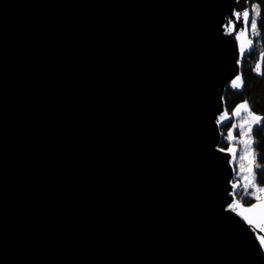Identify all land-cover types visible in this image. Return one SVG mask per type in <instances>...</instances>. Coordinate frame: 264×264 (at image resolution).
<instances>
[{
  "label": "water",
  "instance_id": "1",
  "mask_svg": "<svg viewBox=\"0 0 264 264\" xmlns=\"http://www.w3.org/2000/svg\"><path fill=\"white\" fill-rule=\"evenodd\" d=\"M250 21V0H0V264H264L219 147Z\"/></svg>",
  "mask_w": 264,
  "mask_h": 264
},
{
  "label": "trees",
  "instance_id": "2",
  "mask_svg": "<svg viewBox=\"0 0 264 264\" xmlns=\"http://www.w3.org/2000/svg\"><path fill=\"white\" fill-rule=\"evenodd\" d=\"M251 6L256 5L259 8V16H257L256 30L252 34L255 43V49L251 56L244 60L242 65V77L244 89L242 93H233L227 91L224 99L226 110L232 113V109L240 102H247L249 109L260 115L262 120L260 124L252 131V146L255 154L253 168V183L256 189L264 188V0H250ZM262 53L261 74L254 72L257 61V55ZM221 147H225L222 143ZM238 200L243 205H249L257 199L253 193L242 190L237 194Z\"/></svg>",
  "mask_w": 264,
  "mask_h": 264
},
{
  "label": "rangeland",
  "instance_id": "3",
  "mask_svg": "<svg viewBox=\"0 0 264 264\" xmlns=\"http://www.w3.org/2000/svg\"><path fill=\"white\" fill-rule=\"evenodd\" d=\"M252 6H251V1H250L251 18L253 15H255V13L252 11ZM248 31H249V36L252 39V34L254 31L251 27V21H250ZM254 49H255V46H254ZM262 56H263L262 53H259L257 55L258 59L256 61L255 67H254V72L256 74H261ZM257 65L260 66L259 71H257ZM242 104H246L247 108L246 109H240V111L237 113V111H236L237 108H239V106ZM230 114L232 115V121H231V123H229L228 125H226L225 127H223L221 129L222 138L220 140L219 147L223 148V147H221L222 143L225 145V147L223 149H226L230 146H235V145L238 146V156H237V159H236L235 164H234L235 179L240 182V188H239L237 194L240 192V190H242V193L244 194L246 191L245 190V184H247V181L244 180V177H249V179L252 180V184L254 185V183H253V168H254L255 154H254V150H253V146H252V131L255 127H257L260 124L262 119L259 122H256L255 120H253V117H261V116L252 112L249 109L247 102H245V101L240 102L236 106H234V108L232 109V113H230ZM249 129H251V131H249ZM229 133H231V135H229ZM226 145H227V147H226ZM249 169H251V172H249ZM249 190H250L251 194L253 193L254 197L258 196L259 200L264 199V192L258 191V189H256V187L249 185L247 191H249Z\"/></svg>",
  "mask_w": 264,
  "mask_h": 264
},
{
  "label": "snow or ice",
  "instance_id": "4",
  "mask_svg": "<svg viewBox=\"0 0 264 264\" xmlns=\"http://www.w3.org/2000/svg\"><path fill=\"white\" fill-rule=\"evenodd\" d=\"M252 11L255 13V15L252 16L251 18V27L253 29V31L255 32L256 30V25H257V16H259V8L256 5L252 6ZM239 15V14H237ZM243 19L244 21L247 23L248 19H249V12L248 11H244L242 13ZM241 35H243V33H241ZM239 39V37H237ZM244 49L243 47H241V52L243 53ZM260 66L257 65V71H259ZM231 85L233 88H241L243 86V81H242V77L240 75H237L235 77L234 80H232ZM247 105L246 104H242L239 106V108H237V113L240 111V109H246ZM262 118L261 117H253V120H255L256 122H259ZM249 131H251V129H249ZM229 135H231V133H229ZM243 158V157H242ZM249 172H251V169H249ZM244 180L247 181V184H245V190L247 191L248 186L252 185L253 187H255V185L252 184V180L249 179V177H244ZM237 184L233 183L232 188L233 190L237 189ZM258 191H262L264 192V188L258 189ZM255 199L259 200L258 196L254 197ZM233 208H239L242 209V211H239L237 214L241 215L249 224L254 223L253 220L249 219L248 215H245V213H252L254 212V210L256 209H260L261 213L264 214V205L262 204H255L252 205L250 207H245L244 205H242L239 201H237L234 205ZM260 243L262 246H264V238L260 239Z\"/></svg>",
  "mask_w": 264,
  "mask_h": 264
},
{
  "label": "flooded vegetation",
  "instance_id": "5",
  "mask_svg": "<svg viewBox=\"0 0 264 264\" xmlns=\"http://www.w3.org/2000/svg\"><path fill=\"white\" fill-rule=\"evenodd\" d=\"M226 147H227V145H226Z\"/></svg>",
  "mask_w": 264,
  "mask_h": 264
}]
</instances>
